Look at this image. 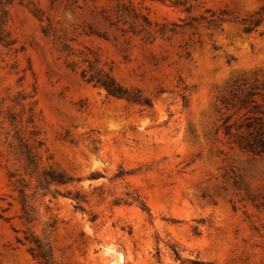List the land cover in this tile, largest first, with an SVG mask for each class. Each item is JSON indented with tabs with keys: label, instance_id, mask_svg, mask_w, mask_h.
Wrapping results in <instances>:
<instances>
[{
	"label": "rangeland",
	"instance_id": "rangeland-1",
	"mask_svg": "<svg viewBox=\"0 0 264 264\" xmlns=\"http://www.w3.org/2000/svg\"><path fill=\"white\" fill-rule=\"evenodd\" d=\"M25 1L11 9L15 44L0 49V97L29 98L42 168L73 178L58 190L83 211L39 197L27 226L9 175L29 179L4 149L0 264H38L30 232L57 264H264V154L222 130L245 114L235 82H264V21L250 34L243 22L264 0ZM90 66L153 107L109 98L82 79Z\"/></svg>",
	"mask_w": 264,
	"mask_h": 264
},
{
	"label": "trees",
	"instance_id": "trees-1",
	"mask_svg": "<svg viewBox=\"0 0 264 264\" xmlns=\"http://www.w3.org/2000/svg\"><path fill=\"white\" fill-rule=\"evenodd\" d=\"M25 3V0H0V49H11L15 44L9 31L11 9L15 6H25ZM178 4L180 2H175V5ZM136 19H139V16H136ZM142 19L145 24L141 33H147L151 40L153 32L149 29L152 24L147 18L142 17ZM263 21V12L245 19L244 32L252 33ZM81 77L88 84L103 89L109 98L125 100L142 107H153L150 98L144 96L140 90L134 91L123 87L111 72L90 66L82 72ZM232 94L233 98L239 101V111H245V114L236 122H232L234 116L225 118L222 125L223 133L240 150L253 156H261L264 154V82L259 76L253 83L247 80L236 81ZM28 99L22 94H18L13 99L0 97V155H3L4 149L9 150L23 164L25 177L29 181L26 182L25 178H17L15 174H10L9 182L13 193L18 194L21 220L27 226H34L40 219L36 207L37 198H46L49 195L56 198L66 195L65 197L77 203L76 209L81 211H83V198L79 195L73 196L71 193L62 194L58 190L74 183L73 178L65 171L53 166L48 169L42 168L43 142L34 126L33 107L31 103H27ZM54 187L57 189L53 192L51 189ZM0 219H3V216H0ZM48 228L49 226L45 229V233ZM25 241L29 243V252L38 264H57L47 237L41 238L30 232L26 233Z\"/></svg>",
	"mask_w": 264,
	"mask_h": 264
}]
</instances>
